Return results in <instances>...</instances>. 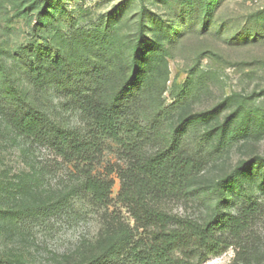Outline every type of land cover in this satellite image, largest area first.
I'll use <instances>...</instances> for the list:
<instances>
[{"label":"rangeland","instance_id":"374dc122","mask_svg":"<svg viewBox=\"0 0 264 264\" xmlns=\"http://www.w3.org/2000/svg\"><path fill=\"white\" fill-rule=\"evenodd\" d=\"M117 98L122 142L144 139L153 155L177 132L196 167L187 190L160 200L169 214L208 221L216 185L244 168L225 206L241 230H218L224 245L204 264H264V0H0V257L141 264L155 222L119 199L133 162L95 125ZM27 104L49 129L97 131L94 149L68 160L21 134ZM87 173L113 183L107 202L86 191Z\"/></svg>","mask_w":264,"mask_h":264},{"label":"trees","instance_id":"16d2710c","mask_svg":"<svg viewBox=\"0 0 264 264\" xmlns=\"http://www.w3.org/2000/svg\"><path fill=\"white\" fill-rule=\"evenodd\" d=\"M30 74L41 82L44 73L43 69L40 72L39 68L34 66L33 69L32 66ZM120 103L121 98L106 104L100 103L95 109V125L99 132L123 146L133 162L130 176L126 175L123 181L119 199L134 205V216L139 221L149 216L155 222L151 242L142 251H135V258L141 264H204L210 256L219 254L224 245L222 235L217 234L218 230L233 235L241 230L240 217L226 213L225 206L228 202L227 190L243 175L244 168H238L216 185L218 201L208 221L200 222L169 214L159 206L160 200L177 197L187 190L196 167L191 159L180 154L177 132L164 140L163 146L153 155L145 156L147 142L144 139L132 141L129 145L122 142L119 138V122L123 112ZM47 118L38 108L27 104L25 110L13 119V126L24 136L49 139L52 148L68 160L94 149L97 131L89 137H82L57 125L49 129ZM87 176L84 183L86 191L96 201L107 202L113 183L90 177L88 173ZM122 242L123 239L119 238L113 248H119ZM177 251L182 253L179 258L173 256ZM0 264L10 263L0 257Z\"/></svg>","mask_w":264,"mask_h":264}]
</instances>
